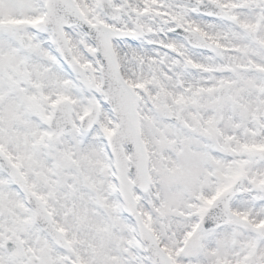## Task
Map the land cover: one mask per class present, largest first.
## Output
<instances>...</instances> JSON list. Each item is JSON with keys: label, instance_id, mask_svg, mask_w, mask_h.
<instances>
[{"label": "snow or ice", "instance_id": "1", "mask_svg": "<svg viewBox=\"0 0 264 264\" xmlns=\"http://www.w3.org/2000/svg\"><path fill=\"white\" fill-rule=\"evenodd\" d=\"M0 264H264V0H0Z\"/></svg>", "mask_w": 264, "mask_h": 264}]
</instances>
